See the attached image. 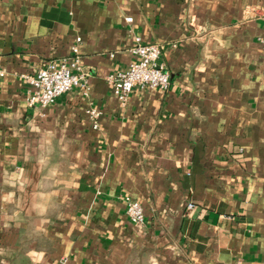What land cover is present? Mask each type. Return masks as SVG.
<instances>
[{
  "label": "crops",
  "instance_id": "1",
  "mask_svg": "<svg viewBox=\"0 0 264 264\" xmlns=\"http://www.w3.org/2000/svg\"><path fill=\"white\" fill-rule=\"evenodd\" d=\"M134 36L169 84L120 105ZM262 36L264 0H0V264H264ZM73 44L84 87L28 106Z\"/></svg>",
  "mask_w": 264,
  "mask_h": 264
},
{
  "label": "built area",
  "instance_id": "2",
  "mask_svg": "<svg viewBox=\"0 0 264 264\" xmlns=\"http://www.w3.org/2000/svg\"><path fill=\"white\" fill-rule=\"evenodd\" d=\"M124 20L129 22L131 18L125 17ZM78 40L76 37L75 41ZM258 41L264 51V36L258 37ZM128 51L133 59L127 67L105 77L120 105H124L129 92L134 87L165 90L169 84V73L158 62L160 55L158 44L143 43L138 36H134L133 44L128 47ZM86 75L87 73L80 63L76 44H73L70 47L69 55L47 61L33 74L20 75L29 86L26 103L28 106L44 107L71 87H84ZM86 113L92 120V126L96 127L99 111L89 107L86 109ZM123 200L125 203L124 213L128 220L135 225L142 223L143 211L140 203L128 196H124ZM191 206L192 203L187 202L185 209H190Z\"/></svg>",
  "mask_w": 264,
  "mask_h": 264
}]
</instances>
